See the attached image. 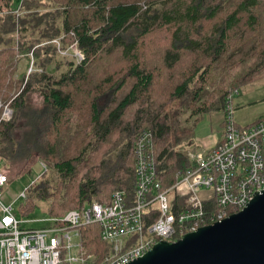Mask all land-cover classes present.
<instances>
[{"label":"trees","instance_id":"16d2710c","mask_svg":"<svg viewBox=\"0 0 264 264\" xmlns=\"http://www.w3.org/2000/svg\"><path fill=\"white\" fill-rule=\"evenodd\" d=\"M16 7L0 0V104L12 111L0 120V170L7 183L21 161L53 170L26 190L21 218L61 217L116 191L131 197L133 147L146 131L168 186L193 168L195 152L176 148L193 144L194 127L264 79V0H30L15 15ZM33 92L39 107L29 104ZM219 130L211 149L222 121ZM79 236L92 264H106L112 248L99 227Z\"/></svg>","mask_w":264,"mask_h":264},{"label":"built area","instance_id":"2783aa9c","mask_svg":"<svg viewBox=\"0 0 264 264\" xmlns=\"http://www.w3.org/2000/svg\"><path fill=\"white\" fill-rule=\"evenodd\" d=\"M24 1L30 0H14L13 14H19ZM71 51L76 62L82 61L75 45ZM33 71L31 61L28 74ZM237 94L235 90L225 100L220 145L193 153V168L177 172L166 187L159 178L149 131L142 132L134 143L131 197L116 191L107 203L84 205L61 217H19L1 202L7 177L0 170V264H92L93 256L82 249L79 236V228L90 225L99 227L101 240L112 248L106 264H128L159 243H175L243 210L264 191V118L236 125L232 100ZM1 108L0 120L8 122L12 111L0 104ZM21 197L24 200L25 193ZM34 224L41 227H30ZM72 234L78 238L74 246ZM73 249L76 258L71 256Z\"/></svg>","mask_w":264,"mask_h":264},{"label":"water","instance_id":"95a60500","mask_svg":"<svg viewBox=\"0 0 264 264\" xmlns=\"http://www.w3.org/2000/svg\"><path fill=\"white\" fill-rule=\"evenodd\" d=\"M128 264H264V191L240 212Z\"/></svg>","mask_w":264,"mask_h":264},{"label":"rangeland","instance_id":"374dc122","mask_svg":"<svg viewBox=\"0 0 264 264\" xmlns=\"http://www.w3.org/2000/svg\"><path fill=\"white\" fill-rule=\"evenodd\" d=\"M2 13L4 14L5 12ZM1 15L2 14L0 13V16ZM53 65H55V63H53ZM243 88H247L250 92H242L241 90ZM243 88L240 89L238 93L240 95L244 94L245 98L251 100V102L246 106L238 107L237 97H233V121L238 126L250 125L259 119L264 118V79L255 83H249ZM28 98L29 104L31 106L39 107L42 105V98L38 93L33 92L28 96ZM222 118L223 113L219 112L206 115L202 121L194 127L193 144L181 145L176 148V151L186 154L188 152H203L204 150L212 147L213 142L219 138V123L221 122ZM43 165V163L35 159L29 163L21 161L14 166L9 167L10 172L8 176L10 181L2 188L1 202L4 205L11 206L14 211L17 212L19 206L24 202L21 197L22 194L26 192L32 183H35L40 176L41 178L38 179V181L41 180L43 176L44 178L53 177V170L50 168H45ZM44 211L45 206H42L41 212ZM44 216L46 215L42 213L41 215H31L29 217L27 216L23 218H41ZM30 227L40 228L41 224H34ZM71 244L73 246L78 244V238H76L73 234ZM71 256L74 258L77 257L76 249H73Z\"/></svg>","mask_w":264,"mask_h":264},{"label":"crops","instance_id":"0c3cea01","mask_svg":"<svg viewBox=\"0 0 264 264\" xmlns=\"http://www.w3.org/2000/svg\"><path fill=\"white\" fill-rule=\"evenodd\" d=\"M242 92H250L247 88H243L242 90H241ZM239 92V91H238ZM237 104H238V107L239 106H246V105H248L250 102H251V100H248V99H246L245 98V95L243 94V95H240L239 93L237 94ZM235 97V98H236ZM253 102V101H252ZM222 121V120H221ZM256 122V121H255ZM221 132V131H220ZM220 136V135H219ZM217 141V139L213 142V145H212V147H214V145H215V142ZM212 147H210V148H208V149H206V150H210Z\"/></svg>","mask_w":264,"mask_h":264}]
</instances>
